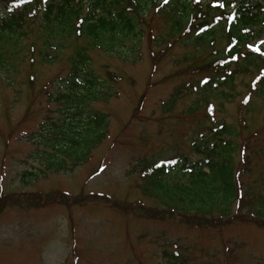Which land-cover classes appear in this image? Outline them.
Here are the masks:
<instances>
[{"label": "rangeland", "instance_id": "1", "mask_svg": "<svg viewBox=\"0 0 264 264\" xmlns=\"http://www.w3.org/2000/svg\"><path fill=\"white\" fill-rule=\"evenodd\" d=\"M163 26L158 19L149 22L139 54L129 62L85 49L89 72L111 90L110 98L89 107L108 117V134L71 173L44 172L35 159L39 147L28 139L47 118H56L59 107L47 96L51 84L67 77L70 56L87 42H72L53 65L35 60L30 66L27 59L13 77H0V264H169L176 254L189 264H264V222L254 215L264 195V99L253 94L245 104L253 78L245 74L223 89L226 99L215 93L208 109L185 113L200 98L188 94L164 112L178 86L205 74H193L185 63L182 56L192 48L174 44L165 51L168 45L156 38ZM252 45L264 48V34ZM199 58V66L211 60L208 54ZM221 120L238 133L232 165L241 198L229 220L180 215L146 198L144 163L155 167L159 159L181 154L201 161L190 144L199 134L209 137ZM28 172L33 175L24 178ZM174 176L180 173L172 170Z\"/></svg>", "mask_w": 264, "mask_h": 264}, {"label": "trees", "instance_id": "2", "mask_svg": "<svg viewBox=\"0 0 264 264\" xmlns=\"http://www.w3.org/2000/svg\"><path fill=\"white\" fill-rule=\"evenodd\" d=\"M0 1L4 7V14L0 13L1 78L13 77L27 59L30 66L35 60V64L53 65L72 42H87L86 48H77L70 56L67 77L51 84L53 92L47 96L48 102L59 107L56 118H47V124L39 125L28 139L39 147L35 159L41 162L44 172L71 173L88 161L93 148L108 134V117L89 107L110 98L111 90L89 72L91 62L85 49H100L129 62L139 54L145 28L153 19L164 25L161 39L156 38L168 45L165 51L174 44L192 48L182 57L185 63H191L190 72L205 74L178 86L164 112L171 111L177 99L188 94L200 98L185 113L208 109L215 93L226 99L223 89L231 90L236 77L245 74L253 76L245 104L253 94L264 99V48L252 45L264 34V5L252 0ZM37 19L40 23L33 31L30 27ZM147 38L151 40V35ZM154 40L152 37V43ZM124 43L130 45L124 47ZM207 54L211 60L199 66V57ZM31 79L33 83L35 77ZM209 133V137L199 134L190 144L197 155L203 156L201 161L188 162L181 154L183 158L170 157L155 167V162L144 163L149 172L143 178L150 179H142L146 198L180 215L229 220L231 206L241 198L239 175H235L232 165L236 150L232 141L238 133L224 120L211 125ZM172 170L180 176L172 177ZM31 173L23 174L24 178ZM261 181L264 183V178ZM31 204L39 207V203ZM254 215L264 222V195L255 203ZM168 263L189 264L178 254L171 256Z\"/></svg>", "mask_w": 264, "mask_h": 264}]
</instances>
